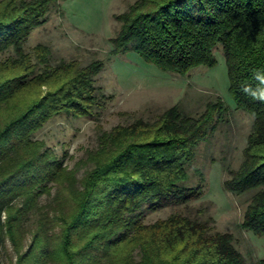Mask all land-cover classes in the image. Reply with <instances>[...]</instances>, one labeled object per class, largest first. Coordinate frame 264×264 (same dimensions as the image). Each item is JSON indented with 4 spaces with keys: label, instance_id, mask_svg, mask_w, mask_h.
Wrapping results in <instances>:
<instances>
[{
    "label": "trees",
    "instance_id": "16d2710c",
    "mask_svg": "<svg viewBox=\"0 0 264 264\" xmlns=\"http://www.w3.org/2000/svg\"><path fill=\"white\" fill-rule=\"evenodd\" d=\"M54 1H0V264L6 241L15 264H249L212 218L172 213L152 224L141 219L145 206L158 210L201 197V183L186 185L187 167L225 111L221 101L197 117L174 106L153 122L102 132L80 180L33 138L54 116H92L103 97L95 86L103 62L53 67L45 47L26 52L27 38ZM115 18L121 28L114 51L130 49L163 71L213 68L214 48L221 47L231 100L253 117L243 162L228 171L224 188L233 195L255 191L241 227L264 237V104L242 92L254 70L264 71V0H136ZM10 49L12 55L1 56ZM53 188L55 215L39 213L24 249L27 220Z\"/></svg>",
    "mask_w": 264,
    "mask_h": 264
},
{
    "label": "rangeland",
    "instance_id": "374dc122",
    "mask_svg": "<svg viewBox=\"0 0 264 264\" xmlns=\"http://www.w3.org/2000/svg\"><path fill=\"white\" fill-rule=\"evenodd\" d=\"M135 1L56 0L50 4L45 22L27 38L26 52L33 54L37 46L45 47L49 53V66L53 67L61 61H76L83 67L91 62H103V69L95 77V86L103 97L92 116H54L33 138L43 141L80 180L92 166L88 159L97 150L102 132L137 120L153 122L174 106L185 115L197 117L207 105L221 101L225 111L214 119L206 140L198 144L196 156L187 167L186 185L194 187L201 183V197L188 204H171L158 210L145 206L141 219L145 224H152L172 213L197 216L201 221L212 218L215 230L230 234L245 260L255 264L264 259V237L255 236L241 227L255 191L233 195L224 188L228 171L239 168L243 162L253 117L237 109L231 100L226 61L220 46L214 48L215 67L200 66L186 74L163 71L130 49L115 52L112 39L121 28V22L115 16L128 11ZM12 54L10 49L1 56ZM55 196L56 188L50 195H43L39 200V212L28 218L24 249L29 244L39 213L55 215L52 211L58 208ZM58 231L56 228L55 232ZM135 258L139 260L137 252ZM15 262L16 254L6 241L1 264Z\"/></svg>",
    "mask_w": 264,
    "mask_h": 264
},
{
    "label": "clouds",
    "instance_id": "9594fccd",
    "mask_svg": "<svg viewBox=\"0 0 264 264\" xmlns=\"http://www.w3.org/2000/svg\"><path fill=\"white\" fill-rule=\"evenodd\" d=\"M244 95L253 101L264 104V71L256 69L252 73V82L242 86Z\"/></svg>",
    "mask_w": 264,
    "mask_h": 264
}]
</instances>
